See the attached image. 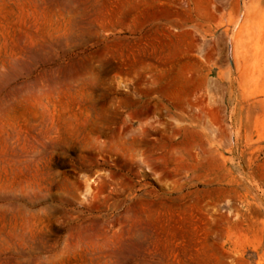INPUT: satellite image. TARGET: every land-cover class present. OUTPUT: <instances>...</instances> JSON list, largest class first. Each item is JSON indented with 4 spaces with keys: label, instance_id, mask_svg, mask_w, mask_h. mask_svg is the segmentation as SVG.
<instances>
[{
    "label": "rangeland",
    "instance_id": "1",
    "mask_svg": "<svg viewBox=\"0 0 264 264\" xmlns=\"http://www.w3.org/2000/svg\"><path fill=\"white\" fill-rule=\"evenodd\" d=\"M0 264H264V0H0Z\"/></svg>",
    "mask_w": 264,
    "mask_h": 264
}]
</instances>
